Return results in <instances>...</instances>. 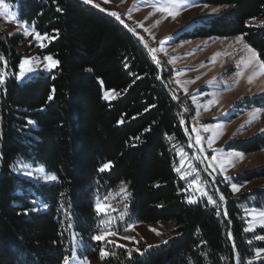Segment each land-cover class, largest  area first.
<instances>
[{
    "label": "trees",
    "instance_id": "16d2710c",
    "mask_svg": "<svg viewBox=\"0 0 264 264\" xmlns=\"http://www.w3.org/2000/svg\"><path fill=\"white\" fill-rule=\"evenodd\" d=\"M8 1L46 37L39 52L54 67L19 82L22 37L0 29V58L13 70L0 90V264H63L75 248L81 260L101 259L96 201L121 185L129 221L170 222L173 235L152 247L118 248L113 264H264L255 259L264 227L247 229V196L235 197L230 186L264 172L230 182L204 173L209 196L189 200L176 171L178 147L189 149L193 137L185 104L172 73L131 26L82 0ZM196 2L225 8L200 19L187 38L242 36L264 63V0ZM103 87L113 99H103ZM252 102L264 104V94ZM263 144L264 136L236 147ZM26 167H42L48 179L29 177ZM257 194L264 207V190Z\"/></svg>",
    "mask_w": 264,
    "mask_h": 264
},
{
    "label": "rangeland",
    "instance_id": "374dc122",
    "mask_svg": "<svg viewBox=\"0 0 264 264\" xmlns=\"http://www.w3.org/2000/svg\"><path fill=\"white\" fill-rule=\"evenodd\" d=\"M104 13L114 15L130 25L145 43L156 61L172 73L171 80L185 104L188 131L192 130L188 148L178 147L176 171L185 180L193 203L208 195L204 173L216 182L231 181L233 176L259 175L264 172V144L256 151L240 150L236 144H249L264 136V104H254V97L264 94V63L258 52L242 36L187 38L198 21L224 10L225 6L200 4L196 0H85ZM19 8L0 0V29L20 34L16 47L22 53L17 80L25 81L40 70L54 67L49 56L39 50L45 36L19 20ZM13 75L8 60L0 58V90ZM115 91L103 87L104 100ZM196 148V149H195ZM29 177L47 180L44 169L24 168ZM235 197L245 195L244 216L247 229L264 227V207L257 204V191L264 190V175L242 185L231 181ZM223 201L228 199L218 190ZM126 187L107 192L96 209L101 217L103 243L101 259L81 260L76 255L63 264H113L118 248L139 250L142 244L152 247L165 243L173 235L170 222L139 223L129 221ZM260 238L264 239V235ZM264 258V250L255 259Z\"/></svg>",
    "mask_w": 264,
    "mask_h": 264
},
{
    "label": "water",
    "instance_id": "95a60500",
    "mask_svg": "<svg viewBox=\"0 0 264 264\" xmlns=\"http://www.w3.org/2000/svg\"><path fill=\"white\" fill-rule=\"evenodd\" d=\"M84 3H86V4H89V5H92V6H94V7H96L95 5H93V4H91V3H89V2H86L85 0H82ZM96 8H98V7H96ZM101 11L102 12H104L102 9H101ZM110 15V14H109ZM145 44V43H144ZM146 45V44H145ZM147 46V45H146ZM187 131H188V127H187ZM196 149V148H195ZM207 174H209V172H207ZM225 203H227L226 201H224ZM225 211H227V208L225 207ZM231 237L233 238V235H232V233H231ZM237 261H238V258H237Z\"/></svg>",
    "mask_w": 264,
    "mask_h": 264
}]
</instances>
